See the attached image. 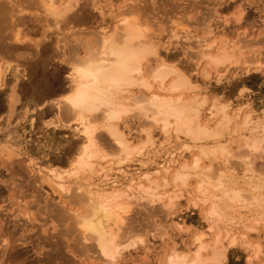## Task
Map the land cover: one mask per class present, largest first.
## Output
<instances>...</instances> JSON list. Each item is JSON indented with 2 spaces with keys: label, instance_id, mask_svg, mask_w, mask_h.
Wrapping results in <instances>:
<instances>
[{
  "label": "bare ground",
  "instance_id": "1",
  "mask_svg": "<svg viewBox=\"0 0 264 264\" xmlns=\"http://www.w3.org/2000/svg\"><path fill=\"white\" fill-rule=\"evenodd\" d=\"M125 1L126 7L108 6L110 26H102L98 31L89 32L94 34V41L92 40L90 48L87 43L88 53L84 57L68 61L63 89L58 97L48 102L52 116L61 117L64 122L61 127L69 126L71 132L77 136V141L59 168L49 166L41 174L56 188L55 192H58L61 203V207L50 203L44 205L52 213L54 220L52 217L50 220L61 222L51 228L53 234L55 227L60 226L58 232L54 233L55 239L49 235L54 240L49 243L46 241L48 238H44V241L50 244L52 255L60 256L65 243L63 238L71 237L70 242L74 247H83L82 251L94 250L104 264H117L118 257L129 248L127 245H134V237L131 236L133 240H129L130 236L126 237L123 232L126 217H129L128 213L132 210L131 202L139 198L146 203L160 201L166 211L170 212L183 197L191 207L200 206L205 209L206 224L204 229L196 230L192 234L186 250L172 248L165 255L163 264H184L185 260H205L212 264L221 252L226 260V245L223 241L227 239L228 243L233 244L239 241L240 236L243 238L242 243L250 251L247 245L260 243L248 240L247 232L257 229L258 222L264 223V204L261 203L264 193L259 190V172L252 167L253 159L260 153L253 151L252 145L258 146L261 136L264 135V110L261 112V119L253 121L255 123L248 128L246 126L252 120L251 111L241 112L248 107L247 104H238L234 108L229 101H218L216 98L208 100L205 94L196 93V85L191 77L160 54L161 44H171L172 40L178 39L176 27L170 28L165 36L154 34L148 25V18L151 16L147 18L140 15L143 12L142 6L138 5L141 0ZM42 4L44 7L45 4L49 5L44 10L48 15L57 17L58 4L52 0H44L41 6ZM0 8L5 9L1 5ZM98 11L103 13L104 9L99 7ZM122 21H128L129 24L126 26ZM206 29V34L197 35L199 49H196L197 53L191 54L200 56L198 64L205 61L207 66L205 64L202 70L205 74H208L207 69L216 70L220 66H241L248 63L249 57L241 56L243 59H240L230 50L231 45H223L224 39L212 36L213 30L210 26ZM14 39L17 38H13V41ZM125 43L127 47L123 53L120 56L114 55V48ZM2 48L7 49L5 46ZM89 60L96 65L97 74L74 71V67H85ZM118 60L140 70L129 72L126 81L119 85L114 84L110 78L116 71ZM2 67L3 65L0 67V78L7 68L2 70ZM78 90L85 95L89 104L105 101L114 107L105 105L96 112H81L71 108L67 101L61 102L62 97L73 96ZM137 90H140L139 93ZM12 92L15 95L12 97L16 100L17 94ZM136 104L144 105V111L129 110L127 114H121L125 108L135 109ZM129 115L141 117L140 122L149 125L139 130L142 135L136 140H132L129 127L119 126V122ZM238 119L240 120L237 121ZM34 120V116H31V124ZM153 125L164 139L183 138L182 145L175 153L177 166L173 167L170 160L154 164L155 157L160 155L159 148L156 146L154 150L147 152L149 147L155 145L151 127ZM255 129L259 131L253 133ZM103 130L112 141L109 147L107 144L108 148L97 143V138L101 140L103 136ZM244 130L249 133L246 135ZM227 134L228 137L234 136L236 146L244 147L241 149L242 156L250 158L246 162H236L243 172L241 182L232 173L237 167L234 165L235 160H232L234 152L227 143L229 139H224ZM27 161L30 166L35 163L31 155L27 157ZM127 161H133L138 166L135 171H126L125 167L130 165ZM149 162L153 164L152 172L147 168V171L144 170ZM113 165L116 167L112 168ZM98 171H105L107 176H100L99 183H95L93 178ZM71 176L80 177L85 182L77 181L75 186L70 187L71 184L66 183L65 179ZM121 180L130 183L128 188L135 192L134 195L127 193L126 185V189L119 185ZM69 201L77 207L70 206ZM17 206L20 208L19 204ZM250 212L256 213V216L249 215ZM250 219L253 221L251 224L248 223ZM179 220L180 217L175 221L177 226H180ZM46 230L49 231L47 228ZM211 231H214L213 235L207 239L206 236ZM5 241L2 239L1 242ZM68 247L69 244H66V248ZM116 249L119 251L116 252ZM106 251L108 255L105 254ZM251 251L252 254L248 257L254 254L255 249ZM113 253L116 255L115 260L111 259Z\"/></svg>",
  "mask_w": 264,
  "mask_h": 264
},
{
  "label": "rangeland",
  "instance_id": "2",
  "mask_svg": "<svg viewBox=\"0 0 264 264\" xmlns=\"http://www.w3.org/2000/svg\"><path fill=\"white\" fill-rule=\"evenodd\" d=\"M43 1L0 0V5L5 7L0 8V11L4 9L0 14V65H3L2 70L7 67L0 78V264H104L94 250L86 252L82 251L83 247H74L70 242L71 237L67 236L65 237L68 239L63 238L65 243L60 256L51 254L49 241L55 239L61 222L50 220L52 213L44 205L61 207V203L58 192H55L56 188L41 174L49 166L59 168L77 141V136L69 126L61 127L64 123L61 117L52 116V110L48 106L49 100L58 97L63 89L68 61L84 57L88 53L94 39V34L89 32L98 31L102 26H110L108 6L126 7L127 4L124 3L127 1L52 0L60 5H56L59 8L56 19L44 11L45 7L43 4V8L41 6ZM138 5L142 6L144 12H140V15L151 16L147 17L150 20L148 25L154 34L165 36L170 28H177L175 31L178 39L172 40L171 44H161L160 54L191 77L196 85V93L205 94L208 100L216 98L218 101H229L234 108L238 104H247L248 107L241 112L251 111L252 120L246 126L248 128L261 119V112L264 110V0H141ZM99 7L104 9L103 13L98 11ZM208 25L213 30V37L224 39L223 45H231L230 50L240 59H243L241 56L249 57L248 63L241 66H220L216 70L207 69L208 74H205L202 71L205 61L198 64L200 56L191 54L199 49L197 35L206 34ZM15 37L17 39L13 41ZM87 43L90 44L89 48ZM4 46L7 49L2 48ZM8 48H12L11 52H8ZM12 91L17 94L16 100ZM31 116L35 119L32 124ZM140 120L141 117L129 115L119 122V126L129 127L132 140H136L142 135L139 130L149 127ZM151 127L155 145L149 147L147 152L154 150L156 146L160 152L155 157L154 164L170 160L173 167L177 166L175 153L182 145L183 138L164 139L156 126ZM257 131L259 130L255 129L253 133ZM102 133L103 136L101 140L97 138V143L108 148L112 141L104 130ZM244 133L247 135L249 131L244 130ZM225 136L227 137L224 139H229L227 143L234 152L232 160H235L234 165L237 167L232 173L241 182L243 172L236 162H246L250 158L242 156L241 149L244 147L235 145L233 135ZM30 155L35 162L32 166L27 161ZM256 157L252 161V167L260 175L264 169V155L258 153ZM126 163H130L125 167L129 173L138 167L133 161ZM152 165L149 162L144 170L152 172ZM115 167L113 165L112 168ZM100 176L104 178L107 175L105 171H98L93 178L95 183H99ZM82 180L76 176L65 179L66 183L71 184L70 187L75 186L77 181L84 183ZM119 185H126L128 188L130 183L121 180ZM126 191L135 194L129 188ZM132 202V210L127 214L129 217H126L123 232L126 237L130 236L129 240L134 239V245L122 252L117 264H163L165 255L172 248L186 250L192 234L204 229L206 224L205 209L200 206L191 207L183 197L170 212L166 211L160 201L146 203L139 198ZM68 204L77 207L70 201ZM251 213L249 215L256 216V213ZM178 217L180 226L175 222ZM250 220L249 224L253 222ZM56 223L58 228L55 227L53 236L51 228ZM262 223L258 222L257 229L247 232V239L259 242L264 247ZM212 232L214 231L206 236L207 239L213 235ZM44 238H48V244ZM2 239L6 243L1 242ZM241 239L243 238L240 236L239 241L233 244L228 243L227 239L223 241L226 245V264H249L248 255L252 251L244 246ZM66 244H69L68 248Z\"/></svg>",
  "mask_w": 264,
  "mask_h": 264
},
{
  "label": "snow or ice",
  "instance_id": "3",
  "mask_svg": "<svg viewBox=\"0 0 264 264\" xmlns=\"http://www.w3.org/2000/svg\"><path fill=\"white\" fill-rule=\"evenodd\" d=\"M45 7H49V5L45 4ZM122 23H124L126 26L129 24L128 21H122ZM127 40V38H126ZM108 41H105V44H107ZM127 47V43H125L124 45L120 46L119 48H114V55L120 56L124 49ZM220 61H217V63H219ZM116 71L113 72L110 75V78L112 80V82L114 84L119 85L122 82H125L127 79V74L129 72L132 71H140L137 68L131 67L129 64H127L126 62H122L120 60L117 61L116 65H115ZM74 71L78 72V73H85L87 72L89 75H95L96 73V65H93L92 62L86 61L85 63V67L80 68V67H74ZM63 101H67L68 105L71 108H76L78 110H80L81 112L84 111H88V112H96L99 111L101 109L102 106H107V107H114V105L109 104L105 101H98L96 104H89L86 101V97L83 93H81L79 90L73 95V96H69V97H62L61 98V102ZM55 103V102H54ZM129 110H134V111H144V105L141 104H136L135 105V109H129V108H125L123 113L121 114H127V112ZM253 151H258L260 152L262 155H264V135L261 136L259 142H258V146L257 145H252ZM259 190L264 193V169H262L261 173H260V186H259ZM261 203L264 204V199L261 200ZM143 241H141L142 243ZM113 247H115L113 245ZM127 247H132V244L130 243L129 245H127ZM247 247L252 250L253 248L255 249V252L253 255L249 256V264H264V247H261V245L257 244V245H247ZM116 252L119 251V249L115 250ZM106 255H108L107 251L105 252ZM112 260L116 259V255L115 253L112 254L111 256ZM184 264H209L208 261L205 260H193L191 262L185 260ZM212 264H226L225 261V257L223 252L219 253L216 257V259L212 262Z\"/></svg>",
  "mask_w": 264,
  "mask_h": 264
}]
</instances>
